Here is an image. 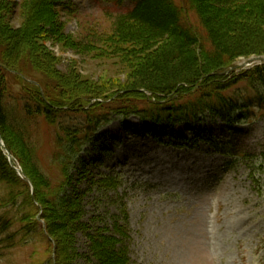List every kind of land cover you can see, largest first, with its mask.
I'll return each instance as SVG.
<instances>
[{
    "label": "rangeland",
    "instance_id": "374dc122",
    "mask_svg": "<svg viewBox=\"0 0 264 264\" xmlns=\"http://www.w3.org/2000/svg\"><path fill=\"white\" fill-rule=\"evenodd\" d=\"M26 1L0 0L13 28L21 24ZM55 1L60 3L56 10L60 36L45 38L38 46L41 53L55 60L58 72L70 71L97 85H106L100 81L102 75L123 83L127 76L115 58H91L84 50L91 44L103 47L116 17L133 1ZM186 17L193 20L190 12ZM257 57H239L231 70L237 74L264 62V55ZM22 65L30 70L26 61ZM6 77L10 94H19L25 84L43 93L42 77L35 72L11 71ZM245 85L240 83L237 92L250 94L256 89ZM115 97L96 99L101 110L95 114L103 115L96 118L97 130L87 142L79 135L83 144L76 154L70 142L60 140L63 133L57 127L36 116L26 118L23 104L11 95L0 100L7 120L26 130L31 162L40 174L58 185L65 166L72 177L64 194L78 196L80 221L86 226L70 243L68 238L61 241L60 247L66 244L64 251L72 254L71 263L125 264L108 252L105 239L113 236L119 247L125 246L129 264H264V114L258 106L239 110L229 121L204 114L191 126L180 122L169 138V132L159 136L144 131L147 122L135 115H119L114 110L126 101ZM140 99L135 95L127 102L141 107ZM74 109L58 115V128H81L89 121L81 106ZM3 186L0 183V191ZM115 224H125L128 235L118 232ZM17 240L18 246L0 264H39L48 257V241L42 236Z\"/></svg>",
    "mask_w": 264,
    "mask_h": 264
},
{
    "label": "trees",
    "instance_id": "16d2710c",
    "mask_svg": "<svg viewBox=\"0 0 264 264\" xmlns=\"http://www.w3.org/2000/svg\"><path fill=\"white\" fill-rule=\"evenodd\" d=\"M132 1L133 6L116 17L112 33L102 40L103 47L91 44L84 50L91 58H115L124 69L127 77L123 83L102 75L100 81L106 85L93 84L70 71L58 72L55 60L41 53L38 46L45 38L60 36L56 31L60 30L56 12L60 3L27 0L21 6L22 21L16 28L5 20L6 5H0V100L11 95L23 104L26 118L36 116L57 127L63 133L60 140L70 142L75 154L95 134L96 118L103 115L95 114L101 110L96 99L113 95L126 101L114 110L119 115H135L147 122L144 131L159 136L169 132V138L176 124L185 121L191 126L204 114L229 121L236 112L252 105L264 114V62L237 74L231 70L239 57L264 55V0ZM189 12L193 20L186 17ZM24 61L30 70L22 65ZM11 71L41 75L39 88L43 93L33 84H25L19 94H10L6 76ZM240 83L251 89L256 85V89L240 94ZM135 95L140 96L141 107L127 102ZM78 106L86 117L89 114V121L81 128H58V115ZM85 106L88 108L83 109ZM7 118L0 110V139L18 161L33 191L30 193L28 183L15 174L0 147V183L4 184L0 195V260L18 246L17 236L23 239L38 234L48 241V257L39 264H72V254L64 251L66 244L60 247L61 241L68 238L70 243L86 226L80 221L78 196L64 194L72 177H68L65 166V177L58 185L40 174L31 162L32 145L26 130ZM79 135H83V143ZM58 190L62 197L56 196ZM115 225L118 232L128 235L125 224ZM111 229L117 232L115 227ZM105 240L108 252L120 263L129 264L125 246L119 247L120 241L113 236Z\"/></svg>",
    "mask_w": 264,
    "mask_h": 264
},
{
    "label": "water",
    "instance_id": "95a60500",
    "mask_svg": "<svg viewBox=\"0 0 264 264\" xmlns=\"http://www.w3.org/2000/svg\"><path fill=\"white\" fill-rule=\"evenodd\" d=\"M252 60H254V59H252Z\"/></svg>",
    "mask_w": 264,
    "mask_h": 264
}]
</instances>
